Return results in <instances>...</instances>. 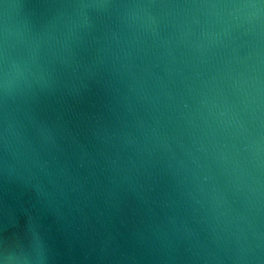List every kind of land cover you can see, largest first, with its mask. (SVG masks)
Masks as SVG:
<instances>
[{
    "label": "water",
    "instance_id": "1",
    "mask_svg": "<svg viewBox=\"0 0 264 264\" xmlns=\"http://www.w3.org/2000/svg\"><path fill=\"white\" fill-rule=\"evenodd\" d=\"M0 264H264V0H0Z\"/></svg>",
    "mask_w": 264,
    "mask_h": 264
}]
</instances>
